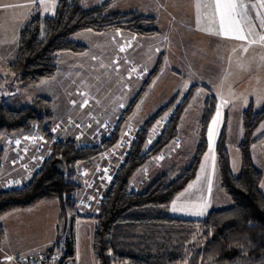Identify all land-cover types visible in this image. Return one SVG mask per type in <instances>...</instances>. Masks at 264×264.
I'll use <instances>...</instances> for the list:
<instances>
[{
	"label": "trees",
	"instance_id": "obj_1",
	"mask_svg": "<svg viewBox=\"0 0 264 264\" xmlns=\"http://www.w3.org/2000/svg\"><path fill=\"white\" fill-rule=\"evenodd\" d=\"M108 6L102 3L84 7L82 0H58L53 15L42 17L34 12L20 30L15 56L7 63L8 72L18 78L21 86L36 87L56 76L60 54L87 51L85 45L72 39L75 34L128 31L138 36H153L160 33L153 16L137 11L110 12ZM158 70L156 67L152 71V78ZM148 84L149 81L144 82L99 144H80L76 138H55L52 132L55 114L50 98L37 96L31 105L22 108H14L5 100L0 103V140L5 135L33 132L37 127L50 148L48 157L27 182L0 190V216L42 201L57 200L59 222L63 218L69 220L71 229L63 243L48 249L49 253L60 255L56 264H67L76 256L73 228L76 218L82 217L75 210L82 187L79 171L91 168L104 151L118 144L126 121ZM196 87L192 86L180 102L174 97L137 130L124 162L100 200L98 213L91 217L95 222L94 264H238L243 260L264 263V191L260 187L263 174L252 158V147L262 139L255 136V131L264 121V106L255 111L249 104L242 112L238 175L231 170L226 127L218 139L219 186L231 200L229 207L212 209L201 219L172 216L167 211L176 196L196 178L207 151V127L217 104L216 96L209 89L198 118V142L188 163L159 171L142 190L131 186L132 179L151 159L160 157L178 138L181 120ZM170 109L172 113L165 127L149 146L150 129ZM4 153L0 143V169ZM56 158L64 160V174L52 167ZM3 236L0 227V241ZM195 238L197 243L193 242Z\"/></svg>",
	"mask_w": 264,
	"mask_h": 264
},
{
	"label": "rangeland",
	"instance_id": "obj_2",
	"mask_svg": "<svg viewBox=\"0 0 264 264\" xmlns=\"http://www.w3.org/2000/svg\"><path fill=\"white\" fill-rule=\"evenodd\" d=\"M100 1L101 0H83L82 5L84 7H91L100 5ZM183 8L185 10L186 17L189 20L191 18L190 16H192V12L195 14L197 12L196 6L191 7L187 5ZM34 9H36L37 13L40 15V10L38 8ZM42 9L44 8L42 7L41 10ZM176 9L178 11L176 13L177 17L185 16L179 7ZM40 16H42V14ZM153 17L156 20V26L159 28L160 33L163 29L166 32L168 26L171 25L168 23L169 21L166 16L164 14H160L157 17L153 15ZM30 18L31 16L29 15H17L11 12L2 13L0 11V52L1 55H3V57L0 58V103L5 100L14 108H22L31 105L36 96L47 95L52 100L54 113H57L58 109L60 110L64 108L65 105L73 101L75 108L70 114L61 113L60 116L54 117L53 122L56 126V132L54 134H57L58 137L64 139L76 137L80 144L83 142L99 144L105 137L108 136L109 132H111L114 124L121 117L125 109L128 108L134 97L140 92L145 81H149V84L141 95L140 101L133 110V113L127 119L123 136L120 140L124 139V137H127L128 135L135 138L137 130L143 127L145 122L152 115H154L162 107L167 106L174 97L177 98V102H180L189 92L191 87L196 85L198 87L193 90L194 95L181 120L178 138L160 155V157L151 159L148 165L132 179L131 186L135 190H142L145 184L148 183V181L159 171H162L172 165L182 167L188 163L198 142L197 124L199 113L201 108L204 106V100L207 96L205 91L207 89L211 90L210 86H204L198 82V72L196 71L195 63L189 65L186 61H184V66L178 64L177 70L173 72H170L169 66L162 71L164 63V56H162L156 65V67H159V70L153 78L150 75L152 73V69L149 70L147 67L143 70V68L138 65L134 68L130 75L128 73L126 75V72L123 71V69L119 70V67L121 68V66L124 65L123 61L126 57L131 58V51L129 47H127L128 50H126L125 55H123L120 53L118 48H122L124 46H136L138 43V45L141 46L140 48L143 50L141 51V59L151 65L152 60H148L152 59V41L148 38L152 37V35L138 36L128 31H123L129 34H122V38L118 39L117 34H93L91 31H84L75 34L72 39L77 43L85 45L87 47V51L84 53L60 54L57 62L58 72L53 79L43 81V83L36 87L22 88L18 83H16L17 81L14 82V79L11 77L12 74L7 72L6 59L8 57H14L18 33L20 32V29H22L25 22ZM181 25L182 24H180V26ZM186 25H188L186 31L190 33L192 30V24L187 23ZM176 42L177 41L172 42V45L174 44L173 49H175ZM174 51L175 50H170L169 53L173 58H176V54H171ZM248 58L249 56H245L243 58V63H245ZM195 59L196 57L194 56V61ZM256 62L259 63L257 60ZM233 64L237 65L236 62H233ZM244 71H246L249 75L250 72L248 70H243L239 71L238 76H244ZM181 73H183V75ZM261 74H259L258 78H255V74H252L244 87L248 85L249 90L252 93H258L257 90L260 89L261 85ZM152 83L154 85H152ZM240 88L232 89L230 94L228 90L224 91L223 87L218 89L220 91L222 90L223 94L221 95H231L234 99L237 98L238 93L242 90ZM260 95L261 92L256 94V110L261 107V103L257 102L258 96ZM82 100L85 102L84 106H80L83 103L81 102ZM94 103L95 105L97 103V110H99V112L102 111L101 113L105 115L104 117H100L96 113H92L90 111L87 105ZM225 105L226 103L223 102L216 104L217 108L207 127V151L201 161L196 178L189 184L192 185V187L189 188L188 185L169 205L167 211L172 216L201 219L212 209L226 208L231 205L230 198L226 196L219 187L216 153L218 139L227 123V119L225 117L226 114L224 112ZM54 109H57L56 112ZM171 113L172 109L165 112L152 129H150L148 141L149 146L156 140L159 133L165 127L166 121L171 116ZM240 120L239 115H232L228 120L230 130L233 131V134L227 136L226 145L229 152L231 170L234 175H238L241 171V152L238 147V141L242 139V134L241 132L235 134V130H237L236 126L240 124ZM58 122L60 124H58ZM130 128L134 129V132ZM258 130L260 132L257 133L256 131V133L257 135H260L261 132L264 131V125ZM27 134L18 135L19 138L16 140V144L19 145L17 148H19L20 153L23 156H26L27 159V161L22 164V167L32 169L34 167L33 165L36 164V148L32 144V146L26 150L23 145L29 144V142L32 141V138L40 137L42 133L40 132V129L36 127L33 132H29L32 136L23 138ZM13 137V140L15 138L17 139V135ZM8 138L9 137L6 136L0 140V143H2L4 148H7V146L10 145L12 138ZM117 145L111 150L104 151L107 156L101 164L102 169H100V173L94 177L95 184H93L92 188L90 187L91 195L93 192L96 193V189L100 188L102 190L99 192L103 197L104 192L111 184L114 175L119 168V159L121 156V151ZM28 151H31V153ZM260 151V146L254 148L253 157L257 167L263 174L260 187L264 191V187H262V185H264V159L258 158L260 156ZM11 159L12 155L10 156L8 153L3 170L12 165ZM96 173L89 172L88 175L94 176ZM9 175L10 173H0L1 182L3 183L2 180L9 177ZM17 178L20 179V177ZM92 198L94 200L93 203L99 199L97 194L96 197L92 195ZM57 202V200H51L40 203L35 207L32 213L34 223L33 225H29V228L31 230L34 229L37 232V236L40 240L49 241L60 223L58 222L59 213L56 206ZM93 205L94 204L84 207V209H89ZM173 208L176 210L174 211ZM93 225H95V223L88 220L78 223L76 227V230L80 232L79 239L77 241L78 262L71 264H94L92 253ZM69 230L70 227H68V232ZM193 242L197 243V239L195 238ZM52 246L50 245V247ZM50 247L46 245L45 247H37L27 250L18 256L13 257V263L15 264L16 262L17 264L18 258L27 252L47 250ZM54 253L58 255V262L60 260V255L57 252ZM238 264L264 263H253L251 260H243Z\"/></svg>",
	"mask_w": 264,
	"mask_h": 264
},
{
	"label": "crops",
	"instance_id": "obj_3",
	"mask_svg": "<svg viewBox=\"0 0 264 264\" xmlns=\"http://www.w3.org/2000/svg\"><path fill=\"white\" fill-rule=\"evenodd\" d=\"M100 2H101L100 4L109 3L110 12L119 11L123 13H129V12L137 11L144 15H149V16L154 15L156 17L160 14L161 15L164 14L167 20L169 21L168 23L171 24L170 26H168L167 30L165 29L166 32L163 29V31H161V33H159L158 35H154L148 38L151 39L152 41L151 42L152 59L148 60V61L152 60L151 65L144 62L145 60L141 59V51L143 50L142 48H140L141 46L138 45L137 43L136 46H124L122 48H118L120 53L125 55V51L128 50L127 47H129L131 51L130 53L132 55L131 58L129 57L125 58V60L123 61L124 65H122L121 68L119 67V70L123 69V71L126 72L125 73L126 75L127 73L130 75L131 72H133L134 68L138 65L139 67L141 66L143 70H145L148 67L149 70L152 69L153 71L162 56H164L162 71L166 69L167 66H169L170 72H173L177 70L178 64L184 66L183 64L184 61H186L187 64L189 65L195 63L196 71L198 72L197 73L198 82H200L204 86L206 85L211 87V92L217 98V104L220 102L226 103L224 107V112L226 114L225 117L227 119V123H226L227 136L233 134V131L230 130V126L228 123V120L232 115L240 116L241 119L240 124L236 126L237 130H235V134L241 132V134L243 135V125H242L243 110L247 108L249 104H252L253 109L255 111L260 110L264 106V42L260 41V36L264 35V28H260L259 26L260 18L264 17V9L257 7L250 10L249 17L254 27L252 29L251 35H248L249 25L242 24L245 34L248 35V39L246 41H240L232 38L231 36L224 37L215 34L218 28L217 25L212 23L211 21L212 9L210 8L202 7L199 11L196 12V14L190 10L192 12V16H190L191 21L186 17L185 10L183 8L184 6L189 5L191 7H194L196 6V2L205 4L208 3L209 0H101ZM244 2L246 4H252V3L258 4V0H244ZM57 3L58 0H35V2L34 0H2V1L0 0V11L2 13L11 12L17 15L23 14L25 16L28 15L31 16L34 12H37L36 9L34 8H38L40 10V15L42 14V17H45V16L53 15L55 13ZM5 5H15L17 7L6 8L4 7ZM42 7L44 9L41 10ZM178 7L183 11L185 16H181V17L176 16V13L178 12L176 8ZM257 13H259L260 15L258 16ZM187 23L192 24V30L190 31V33L186 31V28L188 27V25H186ZM180 24L182 25L180 26ZM93 34H117L118 35L117 38L120 39L122 38V34H129V33L123 31H117L111 33L93 32ZM253 40L257 42L250 43ZM173 41L178 42V44L176 42L175 49H173V45H174V44L172 45ZM244 47L248 48L247 52L243 51ZM121 49L123 50L121 51ZM170 50L171 51L175 50L171 54H176L177 55L176 58H173L170 55L169 53ZM14 53H16V49ZM194 56L196 57L195 61H194ZM245 56H249V58L246 59L245 63H243V58ZM2 57L3 55H1L0 52V58ZM262 57H263V62H262ZM13 58L8 57L6 59V62L8 63ZM256 60L259 63H257ZM233 62H236L237 65H234ZM243 70H248L250 72L249 75L248 73H246V71H244V76L239 77L238 76L239 71H243ZM181 74L183 75V73ZM252 74H255V78H258L259 74H261L260 76L261 85H260V89L257 90L258 93L261 92V95L258 96V100H257V102L261 103V107L260 109L257 110L255 109V102H256V94L258 93H252L249 90L248 85L244 87V85L247 83L248 79H250ZM11 77L14 79V82L17 81L16 83H18L21 86L18 78L14 74H12ZM152 85L154 84L152 83ZM21 87L23 88V86ZM221 87L224 88V91L228 90L229 94L232 89H238L241 87L240 89L242 90L238 93L237 98L233 99L231 95L228 96L221 95L223 94L222 90L220 91L218 89ZM38 96L50 98L47 95H38ZM81 102H83V100ZM84 104L85 102H83L80 106H84ZM87 106L89 107L92 113H96L100 117L105 116L103 113H101L102 112L101 110H100L101 112L97 110L98 109L97 103L96 105L94 103ZM74 108H75V104L73 103V101H71L67 105H65L64 108L60 110L56 109L58 112L54 114L55 116H60L61 113L70 114ZM201 111L199 113V116L201 114ZM263 125H264V121L256 129L257 133L260 132L258 129L263 127ZM132 131L134 132V129H132ZM256 131H255V136L257 138H262V139L252 147V158L254 163H255V159L253 157V152H254V148L256 147L259 146L261 147L260 156L258 158L264 159V131L261 132L260 135H257ZM52 132L53 133L56 132V126L52 129ZM20 133L5 135L3 137L5 138L7 136L9 137L8 139L10 138L12 139L10 141V145L7 146V148H4L2 146L4 148L5 153L1 161L2 166L0 169V173L2 174L10 173V175L9 177H6L4 178V180H2L3 183L1 182L0 179V190L12 187L9 184V182L17 177H20L22 182L24 183L27 182L50 154L49 144L48 145L46 144L45 151L41 155L38 154L35 156L36 164L33 165L34 167L32 169H27L25 167H22V164L26 162L27 159L26 156H23L20 153L19 148H17L19 147V145L16 144V140H18L19 138L18 135H25L27 133H23V132L21 134ZM15 135H17V139L15 138L13 140L14 138L13 136ZM54 135L55 138H60L58 137L57 134ZM29 136H32V134L28 133L23 138ZM238 142H240V140ZM87 143L88 142H83L81 144H87ZM28 152L31 153V151ZM8 153L10 156L12 155V159H11L12 165H10V167H8L7 169L3 170ZM101 190L102 189L100 188L96 189L95 190L96 193L93 192L92 195L96 197L97 194L98 196L100 194L99 191ZM46 201H51V200H46ZM46 201L39 202L27 209L11 210L0 216V227L4 231V236L0 241V264H14L12 260L13 257H16L19 254L33 248L45 247L46 245L50 247V245L52 246L55 243H63L65 239L70 235V232H68V227H70L69 220H66L64 234L60 235V230L58 225V227L55 229L54 235L49 241L40 240L39 237L37 236V232L34 229L31 230L29 228V225H33L34 223L32 213L35 207L38 204ZM93 204L94 205L91 208L84 209L83 207L82 210L78 212V214L82 217L76 218L73 228V234L76 243V256L72 260L68 261L67 264L78 262L77 241L79 239L80 232L76 230V227L78 223L81 221L88 220L90 222L91 221L94 222V220L91 217L95 216L98 213L100 201L98 200ZM56 206L58 208V213H59L58 216V222H59L60 209L58 202ZM61 236H63V238Z\"/></svg>",
	"mask_w": 264,
	"mask_h": 264
},
{
	"label": "built area",
	"instance_id": "obj_4",
	"mask_svg": "<svg viewBox=\"0 0 264 264\" xmlns=\"http://www.w3.org/2000/svg\"><path fill=\"white\" fill-rule=\"evenodd\" d=\"M58 124H60L58 122ZM57 125V124H56ZM134 140L133 136H127L124 137V139L120 140L118 142L119 150L121 151V156L119 159V166L121 163L124 162L125 157L127 156L129 149L131 147V143ZM35 146L36 151L35 155L42 154L45 150L46 140L43 135L40 137L32 138V141L29 142V144H24L23 147L28 150L29 147ZM30 145V146H29ZM106 152H103L101 157L93 162V166L91 168H83L79 171L78 176L80 177L81 182V192L76 200V207L75 210L78 213L82 210L83 207L91 206L94 202L92 195L90 194V187H93V184H95L94 177L98 175L100 172V169H102V162L106 158L107 155H105ZM89 172H98L94 174V176H89ZM9 184L12 187H18L24 182L21 181V179L16 178L9 182ZM98 200L100 201L102 198V195H98ZM58 255L56 253H49L47 250H37V251H31L27 252L26 254L21 255L18 258L17 264H55L57 263V257Z\"/></svg>",
	"mask_w": 264,
	"mask_h": 264
},
{
	"label": "snow or ice",
	"instance_id": "obj_5",
	"mask_svg": "<svg viewBox=\"0 0 264 264\" xmlns=\"http://www.w3.org/2000/svg\"><path fill=\"white\" fill-rule=\"evenodd\" d=\"M35 2V0H34ZM4 7H17L15 5H5ZM202 7L212 9L211 21L217 25L218 30L215 32L218 36L229 37L240 41H246L248 35H251L254 25H252L249 12L253 8L264 9V0H258V4H246L244 0H209L208 3H196V9L199 11ZM259 16L260 14L257 13ZM242 24L249 25L248 35L245 34ZM260 28H264V17L260 18ZM260 41L264 42V35L260 36ZM253 40L250 43H256ZM123 50V49H121ZM244 52L248 51L247 47L243 48ZM192 185H189L191 188ZM264 187V185H262ZM175 211L176 209L173 208ZM202 214V213H201Z\"/></svg>",
	"mask_w": 264,
	"mask_h": 264
},
{
	"label": "water",
	"instance_id": "obj_6",
	"mask_svg": "<svg viewBox=\"0 0 264 264\" xmlns=\"http://www.w3.org/2000/svg\"><path fill=\"white\" fill-rule=\"evenodd\" d=\"M52 167L55 169L56 172L59 174H64L66 171V165L63 159L56 158L51 163ZM65 225H66V219L63 218L59 223V230L60 235H63L65 232Z\"/></svg>",
	"mask_w": 264,
	"mask_h": 264
}]
</instances>
